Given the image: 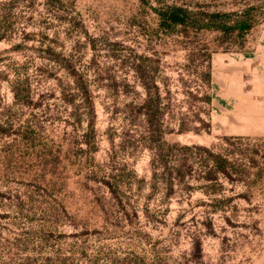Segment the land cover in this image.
Masks as SVG:
<instances>
[{
    "label": "rangeland",
    "instance_id": "374dc122",
    "mask_svg": "<svg viewBox=\"0 0 264 264\" xmlns=\"http://www.w3.org/2000/svg\"><path fill=\"white\" fill-rule=\"evenodd\" d=\"M163 4L251 28L169 30ZM0 36V264H264V136L228 140L226 100L228 53L264 47V0H0ZM154 68L184 119L163 140L190 147L168 197L125 114ZM197 146L242 177L205 179Z\"/></svg>",
    "mask_w": 264,
    "mask_h": 264
},
{
    "label": "trees",
    "instance_id": "16d2710c",
    "mask_svg": "<svg viewBox=\"0 0 264 264\" xmlns=\"http://www.w3.org/2000/svg\"><path fill=\"white\" fill-rule=\"evenodd\" d=\"M146 1V0H140ZM154 11L160 19V25L169 30H174L178 27L188 29L189 26L200 28L204 27L207 29H217L223 33L230 32L232 30H239L241 33L247 31L251 28L248 20H236L233 24L226 20V15L220 12H210L203 11L199 13H194L189 6L184 4H163L161 6L153 7ZM1 37V36H0ZM208 63L210 61V54L208 55ZM205 72L206 83L211 82V71L209 64L206 67ZM152 76L146 82H142L141 85L144 90V96L140 101L133 100L130 104L125 107V114L128 117L130 124H138L144 128L148 135L144 138L146 147L151 151V166H152V178L157 179L161 176V181L166 187L165 196H169L175 192V186L178 182H182L185 175L188 172H184L181 166L188 159L186 154L182 153L183 150L190 149L189 146H180L179 143L169 144L164 142L163 136L164 132H174L169 125L172 123L177 124L178 132L185 131L184 119L177 117L171 110V92L168 88H165V96L162 95V88L157 84L155 79L156 69L151 70ZM167 87V84L164 83ZM82 86H79V89ZM87 90L85 87L82 90ZM81 90V91H82ZM21 91V90H20ZM17 96L19 91L14 92ZM21 93V92H20ZM205 101H210L211 97L206 95L204 97ZM85 103L87 104V109L89 113H94V108L92 102L85 98ZM164 103V104H163ZM165 115H167L169 123L166 126ZM8 129L6 127L0 126V135L6 134ZM164 131V132H163ZM237 139L240 137H236ZM234 139L233 137L228 140ZM199 150L197 158H199L202 163L209 166H215L216 170L210 169L205 173V179L214 181V173H222L228 177L229 180L233 181V175L242 177V173L239 169L236 171H228V166L230 162L224 154L215 153L212 148L208 147H196ZM239 180V178H238ZM116 185V184H115ZM156 182L154 181L153 190L156 188ZM182 219L179 217L177 219L178 223H181Z\"/></svg>",
    "mask_w": 264,
    "mask_h": 264
},
{
    "label": "crops",
    "instance_id": "0c3cea01",
    "mask_svg": "<svg viewBox=\"0 0 264 264\" xmlns=\"http://www.w3.org/2000/svg\"><path fill=\"white\" fill-rule=\"evenodd\" d=\"M226 100L230 137L264 136L263 46L250 53H228Z\"/></svg>",
    "mask_w": 264,
    "mask_h": 264
}]
</instances>
